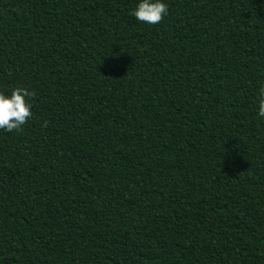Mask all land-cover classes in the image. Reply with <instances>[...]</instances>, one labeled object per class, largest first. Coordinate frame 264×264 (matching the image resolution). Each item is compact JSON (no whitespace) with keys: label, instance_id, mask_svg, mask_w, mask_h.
Here are the masks:
<instances>
[{"label":"trees","instance_id":"obj_1","mask_svg":"<svg viewBox=\"0 0 264 264\" xmlns=\"http://www.w3.org/2000/svg\"><path fill=\"white\" fill-rule=\"evenodd\" d=\"M139 2L0 0V264H264V0Z\"/></svg>","mask_w":264,"mask_h":264},{"label":"clouds","instance_id":"obj_2","mask_svg":"<svg viewBox=\"0 0 264 264\" xmlns=\"http://www.w3.org/2000/svg\"><path fill=\"white\" fill-rule=\"evenodd\" d=\"M139 22L149 25L161 23L168 14V5L163 0H140L131 13ZM36 92L25 87H16L11 94L0 91V129L21 132L32 117V101ZM258 115L264 119V86L259 89ZM47 122H45V126Z\"/></svg>","mask_w":264,"mask_h":264}]
</instances>
